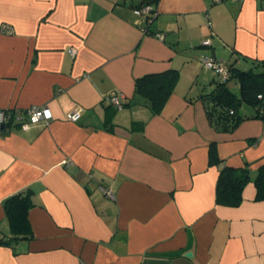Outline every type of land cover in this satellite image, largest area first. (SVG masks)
Returning a JSON list of instances; mask_svg holds the SVG:
<instances>
[{"label":"crops","instance_id":"1","mask_svg":"<svg viewBox=\"0 0 264 264\" xmlns=\"http://www.w3.org/2000/svg\"><path fill=\"white\" fill-rule=\"evenodd\" d=\"M141 2L0 0V28L13 29L0 30V108L52 115L0 131V264H264L253 182L264 117L242 104L247 118L215 129L203 96L219 76L201 63L260 70L264 2L157 0L150 22L134 12ZM171 70L173 89L153 113L136 81ZM112 92L122 109L106 100ZM245 164L241 202L217 203L220 170ZM26 190L28 228L15 233L3 202Z\"/></svg>","mask_w":264,"mask_h":264},{"label":"trees","instance_id":"2","mask_svg":"<svg viewBox=\"0 0 264 264\" xmlns=\"http://www.w3.org/2000/svg\"><path fill=\"white\" fill-rule=\"evenodd\" d=\"M145 4L154 5L156 11L157 0H142L136 8ZM135 8V9H136ZM134 9V10H135ZM151 19L154 15H147ZM260 70H242L238 67H228V78H219L211 92L203 96L204 107L210 124L219 131H232L247 115L240 114V106L248 104L257 108L256 116L264 117V60L257 61ZM177 72L171 70L167 73L146 75L136 81V92L141 94L153 113H158L166 102L173 89ZM233 80L239 85V93L230 89L229 82ZM261 94V97L258 95ZM251 180L248 166L241 168L224 166L218 175L215 199L217 203L235 206L242 200V190ZM256 188L255 199L264 200V162H262L253 177ZM33 205L31 191L26 190L8 196L3 206L10 221L12 231L21 233L27 230L28 224L25 216L26 210Z\"/></svg>","mask_w":264,"mask_h":264},{"label":"built area","instance_id":"3","mask_svg":"<svg viewBox=\"0 0 264 264\" xmlns=\"http://www.w3.org/2000/svg\"><path fill=\"white\" fill-rule=\"evenodd\" d=\"M216 2L222 0H215ZM236 1V0H233ZM264 2V0H262ZM154 5L145 4L139 8H136L134 12L139 15H154L156 11H154ZM152 19L148 17L147 21L150 22ZM0 30L4 33H12L13 29L10 26L2 25ZM156 35L158 37H163L161 32H157ZM204 44H210V39H206L203 41ZM70 54H74V49L69 50ZM201 63L205 68L213 70L219 78L222 80L228 78V68L223 64L221 60H218L214 57L204 56L201 58ZM261 97V94L258 95ZM106 100L110 102L116 109L120 110L123 107V103L121 100V95L116 94L114 92L108 94L106 96ZM83 108L78 106L73 108L68 114L67 118L69 120H77L82 112ZM52 118L50 110L46 106H37L32 105L24 109H2L0 108V131L1 127H4L5 124L12 122L15 126L26 128L33 123H38L40 121L48 122ZM104 194L110 198L114 199V193L110 189H106L101 187ZM86 264V263H83Z\"/></svg>","mask_w":264,"mask_h":264},{"label":"water","instance_id":"4","mask_svg":"<svg viewBox=\"0 0 264 264\" xmlns=\"http://www.w3.org/2000/svg\"><path fill=\"white\" fill-rule=\"evenodd\" d=\"M2 128V127H1Z\"/></svg>","mask_w":264,"mask_h":264}]
</instances>
